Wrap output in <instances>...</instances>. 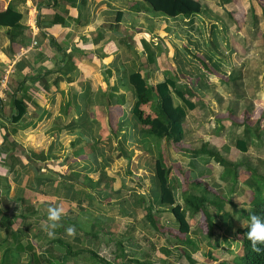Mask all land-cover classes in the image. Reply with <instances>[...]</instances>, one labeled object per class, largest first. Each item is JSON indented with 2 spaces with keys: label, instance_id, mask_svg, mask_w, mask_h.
<instances>
[{
  "label": "crops",
  "instance_id": "obj_1",
  "mask_svg": "<svg viewBox=\"0 0 264 264\" xmlns=\"http://www.w3.org/2000/svg\"><path fill=\"white\" fill-rule=\"evenodd\" d=\"M197 1L0 0V264L236 261L264 198V0ZM169 78L179 143L143 122Z\"/></svg>",
  "mask_w": 264,
  "mask_h": 264
},
{
  "label": "trees",
  "instance_id": "obj_2",
  "mask_svg": "<svg viewBox=\"0 0 264 264\" xmlns=\"http://www.w3.org/2000/svg\"><path fill=\"white\" fill-rule=\"evenodd\" d=\"M154 11L164 13L170 17L179 15L191 16L201 12L202 6L197 0H146ZM10 10L0 13V19L6 17ZM1 21V20H0ZM140 100L141 104H149L155 97L151 87L143 79L139 80ZM175 87V82L172 79H167L164 83L158 85L157 92L160 98V103L156 111V118L151 119L149 116L144 117L143 122L151 126V131L158 138H167L175 143L182 141L184 137V122L186 113L174 105L171 88ZM183 93V92H181ZM189 107L193 105L190 103ZM145 113V112H144ZM166 181L164 180V184ZM197 205V203L195 202ZM195 206V205H194ZM199 210V206H196ZM255 214L264 218V198L255 199L252 203L251 211L247 214V219L250 215ZM248 228L244 227L238 231V237L242 242V255L240 262L220 264H264V245H259L262 251L257 253L253 250L251 242L247 238Z\"/></svg>",
  "mask_w": 264,
  "mask_h": 264
},
{
  "label": "clouds",
  "instance_id": "obj_3",
  "mask_svg": "<svg viewBox=\"0 0 264 264\" xmlns=\"http://www.w3.org/2000/svg\"><path fill=\"white\" fill-rule=\"evenodd\" d=\"M65 215V209L63 205H57L56 207H49L47 209L46 219L40 221L41 229L51 239L55 238V230L62 227V218ZM242 227H247V238L251 242L253 250L257 253L262 249L259 245H264V218L252 214L247 221H241ZM69 237H74L75 228L69 227L67 230Z\"/></svg>",
  "mask_w": 264,
  "mask_h": 264
},
{
  "label": "built area",
  "instance_id": "obj_4",
  "mask_svg": "<svg viewBox=\"0 0 264 264\" xmlns=\"http://www.w3.org/2000/svg\"><path fill=\"white\" fill-rule=\"evenodd\" d=\"M12 72V69H8L6 72H5V75L2 77L1 79V82L4 86H6L8 84V81H9V75L11 74Z\"/></svg>",
  "mask_w": 264,
  "mask_h": 264
},
{
  "label": "rangeland",
  "instance_id": "obj_5",
  "mask_svg": "<svg viewBox=\"0 0 264 264\" xmlns=\"http://www.w3.org/2000/svg\"><path fill=\"white\" fill-rule=\"evenodd\" d=\"M235 129H237V128H235ZM232 132H234V131H232ZM263 170H264V167H263ZM253 181H254V178H253ZM263 184H264V182H263ZM241 251H242V244H241V247H239L238 254L236 255L237 256L236 262H240L241 261L240 256L242 255V252H243V251L242 252Z\"/></svg>",
  "mask_w": 264,
  "mask_h": 264
}]
</instances>
